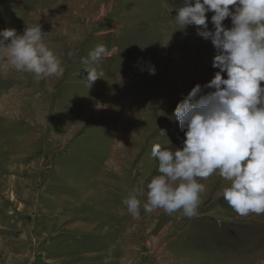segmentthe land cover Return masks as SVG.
I'll use <instances>...</instances> for the list:
<instances>
[{
	"label": "rangeland",
	"instance_id": "374dc122",
	"mask_svg": "<svg viewBox=\"0 0 264 264\" xmlns=\"http://www.w3.org/2000/svg\"><path fill=\"white\" fill-rule=\"evenodd\" d=\"M182 6L0 0V32L40 25L65 67L59 80L38 82L0 53V264H264V214L239 216L218 174L198 179L197 217L144 211L158 175L152 146L183 147L174 109L197 84L211 91L219 71L210 39L173 22ZM100 44L113 55L91 62ZM84 68L100 75L90 87ZM134 188L138 218L122 203Z\"/></svg>",
	"mask_w": 264,
	"mask_h": 264
},
{
	"label": "clouds",
	"instance_id": "9594fccd",
	"mask_svg": "<svg viewBox=\"0 0 264 264\" xmlns=\"http://www.w3.org/2000/svg\"><path fill=\"white\" fill-rule=\"evenodd\" d=\"M214 13L208 28L206 13ZM230 18L231 27L223 21ZM174 23L196 27L201 38L210 39L215 55L212 67L219 69L202 94L195 85L174 109L184 132L181 149L152 146L158 175L146 185L145 212L162 209L167 214L182 210L191 219L199 215L200 194L205 186L198 179L218 174L230 182L223 199L239 215L264 214V0H183ZM0 53L11 68L33 74L38 82L59 80L65 67L44 42L40 25L26 27L22 35L14 29L0 32ZM9 41L6 45L4 41ZM113 51L97 45L89 53L91 62L108 59ZM89 87L100 75L84 68ZM226 74L227 78L222 76ZM149 74H155L154 66ZM52 89L50 88V91ZM140 189L134 188L122 201L135 218L140 215Z\"/></svg>",
	"mask_w": 264,
	"mask_h": 264
},
{
	"label": "bare ground",
	"instance_id": "6f19581e",
	"mask_svg": "<svg viewBox=\"0 0 264 264\" xmlns=\"http://www.w3.org/2000/svg\"><path fill=\"white\" fill-rule=\"evenodd\" d=\"M2 109V108H1Z\"/></svg>",
	"mask_w": 264,
	"mask_h": 264
}]
</instances>
